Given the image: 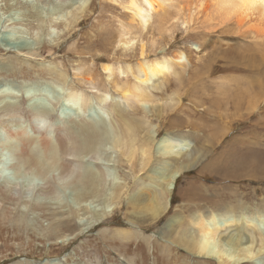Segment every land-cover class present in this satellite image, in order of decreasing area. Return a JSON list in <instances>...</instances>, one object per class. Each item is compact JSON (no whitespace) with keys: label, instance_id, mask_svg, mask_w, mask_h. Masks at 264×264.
<instances>
[{"label":"rangeland","instance_id":"rangeland-1","mask_svg":"<svg viewBox=\"0 0 264 264\" xmlns=\"http://www.w3.org/2000/svg\"><path fill=\"white\" fill-rule=\"evenodd\" d=\"M125 1L0 0V121L45 122L31 148L38 159L43 157L42 141L54 139L47 135V126L52 135H59L64 130L77 132L82 122L92 123L103 140L98 138L100 144L90 155L75 160L79 173L101 174L99 198L77 207V186L69 185L58 190L59 201L36 203L25 195L13 203L0 199V264H216L187 254L175 241L164 244L166 250L156 241L169 219L176 216L186 222L197 212L231 211L226 218L244 217L252 222L253 235L264 233V42L233 26L215 27L201 15L183 26L185 17L175 15L176 6L184 10L183 0L154 16L145 31L135 25L128 28ZM81 5L88 7L80 14ZM127 29L132 34L124 38L134 47L126 52L118 42ZM141 41L148 59L181 52L182 65H169L161 90L142 89L152 102L127 103L119 88H132L135 81L116 68L137 63ZM105 65L113 67V73L104 72ZM102 94L105 103L100 102ZM255 101L248 115L249 103ZM121 116L137 124L138 139L155 138L150 148L153 160L144 171L140 159L135 168L126 164V149L114 145L125 133ZM164 135L172 138L184 158H195L201 146L207 156L175 180L167 210L153 221L148 211L152 213L156 204L137 207L135 201L166 188L162 168L172 159L162 156ZM20 156L19 148L14 151L0 132L1 177L29 181L26 166L11 169ZM53 214L61 224L51 233ZM121 230L151 241L139 235L116 237ZM255 263L264 264V253Z\"/></svg>","mask_w":264,"mask_h":264},{"label":"bare ground","instance_id":"bare-ground-1","mask_svg":"<svg viewBox=\"0 0 264 264\" xmlns=\"http://www.w3.org/2000/svg\"><path fill=\"white\" fill-rule=\"evenodd\" d=\"M89 1L90 0H87V3ZM111 1L115 2L116 0H111ZM173 1L175 0L125 1L126 4L122 8L124 11H127L129 13L128 14L129 23L127 24L128 28H132L134 27L133 25H135L137 29L142 30V32L143 29L145 31L146 26L148 27L150 24L149 23L150 20L154 16L158 17L160 13L164 14L168 10L167 8L170 9V5H172V3L174 4ZM176 1L179 3V0ZM183 1H184V6H183L184 10L179 9L180 7L178 8V6H176L177 7V8L175 7L176 13L175 11L173 12L176 15V19L177 16L178 17L181 16L182 18L185 17V19L182 22L183 26H185L190 19L192 20L193 18H196L199 15H201L204 16L203 19L204 21L214 23L213 25L215 27L216 26L223 27L227 25L233 26V28H235L234 30L237 29L238 32H242V34L252 36L251 38L253 40H258V41L261 40V42H264V0H183ZM87 7H88L87 5L84 6L81 5V7L79 8L80 14ZM173 17L175 18V16ZM170 18L173 19L172 17ZM159 19L162 18L160 17ZM165 21H167L166 18ZM164 29L166 30V28ZM130 30L131 29H127V31L124 33H121L122 32L121 31L120 32L121 34L119 36L120 40L118 42V45L120 46L121 50L126 52L131 51L134 47L133 44L134 42H132L131 39L124 38L125 36L131 33ZM138 44H139L138 45L139 59L137 63L133 67L126 66L125 68L124 67L116 68V71H118L119 74L125 75L126 73H128L133 77L135 81V85L132 86V88L126 85L122 86V88H119V92H120L119 95L121 96L122 100H124L127 103L152 102L151 99L149 98L150 95H148L146 92L144 93L142 89L148 87V89H151L153 91L161 90L165 82L164 79L167 78L168 76L169 67L172 64L176 66L182 65L180 62H178V60H181L182 57L181 52L173 54L171 58L161 57L150 60L146 57L145 44L142 43V41ZM113 70L114 68L111 67L110 65L103 66L104 72L113 73ZM248 86H249V82H248ZM72 96H73L72 98L78 99L76 93H72ZM105 99H106V95L102 94L100 97V102L105 103V101L107 100ZM255 104L256 101L249 103L248 115L255 108ZM115 110L118 111L119 108L117 109L115 108ZM122 114L123 113H120V115ZM121 120L125 127V131H124L125 133L123 132L124 133L123 137L115 138L114 145L117 148L126 149V154L124 153L126 156L125 157L126 164L135 168V166L138 163V160L140 159L139 160V165H141L140 171L142 170L144 171L146 167L150 164V161L153 160L150 148L153 149L155 138L150 139L147 136L143 139H138L137 127H136L137 124L135 123L132 124L133 122L127 121L124 118V116H121ZM17 121H18L17 123L10 124L8 119L7 120L2 119L0 121V132L6 135L8 143L13 147L14 151L19 148V154L21 155L19 157V163L12 165L11 169L17 171L19 170V168L26 166L28 170L27 173L29 175V181L24 182L21 180H12L6 177H1L0 175V199H2V201L7 203L10 202L13 203L14 199L20 198L21 195L32 196L34 199L33 201H35L36 203L48 202L50 200L57 201L58 190L60 189V187L69 186V185L73 187L77 186L74 197L76 200L75 204L78 205L77 207H79V205L82 202L88 201L89 199H95L100 197L101 179H102L101 174L100 173L96 174L93 173L94 171H92L93 174L88 173V175L85 176L84 171L79 173V169L77 170V168L79 167V163L75 162V160L80 159V156L82 154L85 153L89 154L91 151H94L97 148V146L100 144V143L98 144L99 141L98 138H100V140L103 141L101 139L102 135H99L92 126L94 124L92 123L88 124L87 122H82L76 128L78 129L77 132H75L76 130L75 131L64 130L61 133H59V135L57 134V132L56 134L52 135L53 134L52 127L47 126V128H49L47 135L54 136V139L50 141L51 139L50 138L49 139L50 142L42 141L43 139H41V141L43 142V144L41 145L43 157L38 159L32 154L31 148L35 143L36 137L38 136L37 134L40 133L37 130L39 125L45 127L46 123L43 122L42 120H40L39 122L37 120L29 121L25 124H23V122H21V120L19 119ZM35 121H37L38 123L37 124L34 123ZM134 121L136 122V120ZM139 124L142 125L141 122ZM224 133L220 135V138L222 137V135H224ZM160 144H161L160 150H162L161 151L162 156L167 155L165 156L166 158L172 159L170 160L172 162L171 164L164 163L163 168L161 167L162 171L166 173V176L163 179L164 181L167 182L166 188L163 187L165 189L163 190L161 189L158 191L156 190L155 192L151 191L148 195L145 194L146 195L145 197H139L136 199L137 201H135L137 207L142 205L144 202H149V201L156 204L154 210H152V213L150 212L151 209L148 211L151 214V220L153 221H158L159 216H161V214L165 210H167V207L169 205L168 203L171 201V192L173 190L175 180H177L185 172L194 169L207 156L206 148H203L201 146L200 152L196 157L194 156L195 158L187 159V156L186 158H184V153H182L183 151L182 150L180 151L179 150L180 148L177 149V146L173 145L174 141L168 135H164V137L161 138ZM173 152L174 153L176 152V154L173 155ZM173 158L174 159L177 158V159L173 160ZM137 191L139 192L140 190ZM137 191L135 193H137ZM146 191H148V189ZM119 200L116 199V201ZM37 206L41 207V204H37ZM144 212L145 211H143V213ZM229 212L231 211L216 210V211L201 212L199 214H197L198 213L197 212V213H193L191 218L186 222H184L182 218L178 219L176 216L172 217L171 219H169L168 223L164 225L163 228L157 232L159 236V239L156 240L157 243H159L158 246L160 247L161 250H166L169 247L168 245H164V244H169L171 240L173 242L175 241L174 243H176L179 246V248L184 249L187 254H192L197 258L214 261L216 264H256L255 260L257 259V257L264 253V238H263L264 233L262 232L263 233L262 234L261 232H258V235H253L254 234V232L252 231L253 224L250 220H247L244 217L243 219L241 218L237 220L236 219L232 220L231 215L229 218H226ZM69 213L72 212L70 211ZM109 213L110 211L105 212L104 216L108 215ZM257 213L261 214L260 211H257ZM57 217L58 215H54V214L52 215L51 227H50L51 233L61 224L60 221L61 219L59 220L57 219ZM221 219H223V221L226 224L227 223L228 224L226 225L224 223L225 225L222 226V223L219 222ZM257 230L259 231V229ZM234 231H236V233H232ZM82 232L83 230L79 231L78 233L75 234V236L80 235ZM127 232L128 231L124 232V230H121L120 232H118L116 237H120L122 239L128 240L130 238L138 239V235H139V239L142 240L144 239L147 242L151 241V238H149L148 236H142L139 233H134V232H130V233L128 232L130 236H133V237H129V234ZM216 245L217 246L219 245L221 248L215 250Z\"/></svg>","mask_w":264,"mask_h":264}]
</instances>
